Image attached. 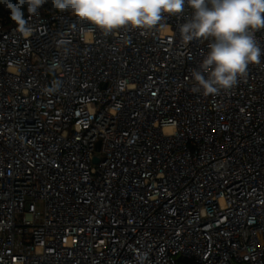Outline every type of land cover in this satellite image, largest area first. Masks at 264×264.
<instances>
[{
  "label": "built area",
  "instance_id": "1",
  "mask_svg": "<svg viewBox=\"0 0 264 264\" xmlns=\"http://www.w3.org/2000/svg\"><path fill=\"white\" fill-rule=\"evenodd\" d=\"M192 15L0 19V264H264V55L193 92Z\"/></svg>",
  "mask_w": 264,
  "mask_h": 264
},
{
  "label": "clouds",
  "instance_id": "2",
  "mask_svg": "<svg viewBox=\"0 0 264 264\" xmlns=\"http://www.w3.org/2000/svg\"><path fill=\"white\" fill-rule=\"evenodd\" d=\"M44 2L0 0L24 36L30 34L25 5L27 13L35 15ZM53 4L59 12H70L106 35L125 26L152 29L165 13L178 14L190 7L192 18L181 26L184 41L213 38L201 64L191 72L192 91L206 96L231 89L249 64L260 63L264 55L254 39L255 30L264 29V0H53Z\"/></svg>",
  "mask_w": 264,
  "mask_h": 264
},
{
  "label": "trees",
  "instance_id": "3",
  "mask_svg": "<svg viewBox=\"0 0 264 264\" xmlns=\"http://www.w3.org/2000/svg\"><path fill=\"white\" fill-rule=\"evenodd\" d=\"M15 2V0H13ZM43 9L49 10V9H54L57 10L53 4V0H45V2L41 5ZM27 9V5H25V10ZM10 10L5 7L3 3H0V19L2 21H8L10 20ZM177 263L178 264H194L193 260L191 258H186L179 256L177 258Z\"/></svg>",
  "mask_w": 264,
  "mask_h": 264
},
{
  "label": "water",
  "instance_id": "4",
  "mask_svg": "<svg viewBox=\"0 0 264 264\" xmlns=\"http://www.w3.org/2000/svg\"><path fill=\"white\" fill-rule=\"evenodd\" d=\"M97 159L96 158H94V161H96Z\"/></svg>",
  "mask_w": 264,
  "mask_h": 264
}]
</instances>
